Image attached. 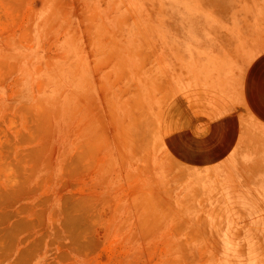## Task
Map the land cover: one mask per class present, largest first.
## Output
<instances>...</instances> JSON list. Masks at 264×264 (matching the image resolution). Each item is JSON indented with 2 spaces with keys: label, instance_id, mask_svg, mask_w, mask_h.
Listing matches in <instances>:
<instances>
[{
  "label": "rangeland",
  "instance_id": "374dc122",
  "mask_svg": "<svg viewBox=\"0 0 264 264\" xmlns=\"http://www.w3.org/2000/svg\"><path fill=\"white\" fill-rule=\"evenodd\" d=\"M264 0H0V264H264Z\"/></svg>",
  "mask_w": 264,
  "mask_h": 264
},
{
  "label": "crops",
  "instance_id": "0c3cea01",
  "mask_svg": "<svg viewBox=\"0 0 264 264\" xmlns=\"http://www.w3.org/2000/svg\"><path fill=\"white\" fill-rule=\"evenodd\" d=\"M244 95L251 113L264 125V55L259 57L249 69Z\"/></svg>",
  "mask_w": 264,
  "mask_h": 264
}]
</instances>
